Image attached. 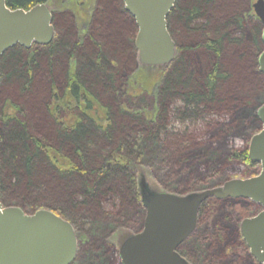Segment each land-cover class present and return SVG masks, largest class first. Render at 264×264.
<instances>
[{"label":"trees","instance_id":"obj_1","mask_svg":"<svg viewBox=\"0 0 264 264\" xmlns=\"http://www.w3.org/2000/svg\"><path fill=\"white\" fill-rule=\"evenodd\" d=\"M46 1L7 4L29 9ZM86 3L95 16L81 37L84 41L72 14L64 12L57 15V36L49 45H17L0 60V200L5 206L27 213L45 206L87 232L99 228L102 220H125L124 208H134L141 228L145 209L136 173L144 166L158 173L166 187L179 183V190H173L179 194L219 186L224 172L237 163L254 166L247 147L225 153V145H215L230 133H249L261 124L256 106L263 100L264 76L257 54L264 43L259 25L246 12L249 0H178L168 18L178 44L177 60L162 72L154 98L152 90L141 98L123 92L125 104L118 86L134 67L137 25L121 0ZM72 60L75 68H70ZM153 83L143 87L153 88ZM82 97L86 106L83 112L77 109L82 112L78 123L54 119L53 110L61 116L65 103ZM177 102L182 106L173 110ZM212 114L230 115L231 122L212 127L207 142L169 132L174 119ZM206 157L213 159L207 158L206 172H200L197 163ZM181 182L187 188L180 190ZM108 199L120 207L119 215L106 210ZM236 201L202 206L201 220L205 214L206 230L212 229L197 235L199 258L211 264L252 263L238 230L230 225L238 217L232 205L248 203Z\"/></svg>","mask_w":264,"mask_h":264},{"label":"water","instance_id":"obj_2","mask_svg":"<svg viewBox=\"0 0 264 264\" xmlns=\"http://www.w3.org/2000/svg\"><path fill=\"white\" fill-rule=\"evenodd\" d=\"M175 4L176 0H125L139 28L136 48L142 66L168 68L174 61L177 46L168 28V16ZM255 10L264 24V0L255 3ZM54 33L49 3L12 9L7 0H0V60L17 45L27 49L35 44L49 45ZM260 66L264 73V51ZM257 114L262 129L251 139L249 157L261 164L258 175L179 194L153 186L141 174L138 182L146 210L144 228L120 237L122 264H190L177 250L194 232L202 203L212 197L247 198L261 206L257 215L242 221L241 232L252 254L264 264V104ZM77 253L78 238L70 221L53 210L27 213L0 200V264H72Z\"/></svg>","mask_w":264,"mask_h":264},{"label":"rangeland","instance_id":"obj_3","mask_svg":"<svg viewBox=\"0 0 264 264\" xmlns=\"http://www.w3.org/2000/svg\"><path fill=\"white\" fill-rule=\"evenodd\" d=\"M95 24H96V17H95V22L92 24V29L96 27ZM87 25H89L88 22H87ZM87 29L90 30V27ZM137 34H136V38H137ZM82 41H84L83 38H82L81 42ZM74 64H75V62H74V60H72V62H70V65H74ZM132 70L134 73L132 72ZM126 71L127 70L125 69V72ZM162 72H163V68L142 66L139 62L138 51H137L135 53V63H134L133 69H131L130 71L127 72L123 83H121L118 86V88L121 89L122 93L123 92L125 93L127 90L130 93H133L134 95H140L139 96L140 98L142 96H144L145 93L152 90L153 91L152 94H154V95L151 94L152 96H150V97L154 98L155 94H156V92H155V90L157 88L156 86L160 84ZM129 80L134 81V86L132 84H129L130 82L128 83ZM151 83L154 84L153 88L143 87V85L147 86V84H151ZM123 97H124L123 98V101H124L123 104H125V101L128 100V97L125 94L123 95ZM263 104H264V96H263V100L260 101L256 106V108H257L256 109V115H257L258 109ZM181 106H182V103L177 102L172 109L176 110V109L180 108ZM257 117H258V115H257ZM258 120H259V122H261L259 117H258ZM173 121L174 122H173L172 126L171 125L169 126V132L171 134H173L174 136L185 135V134L186 135H195L196 140L201 143L203 140H205L206 142L209 140L212 127L213 128H214V126L218 127L223 122L229 124L231 122V118H230V115L212 114V115H206L205 117H202V118L196 119V120L191 119V120H187V121H181V120L178 121V120L174 119ZM243 124H245V122H243ZM261 127H262V122H261L260 126L252 128L249 131V133H248V131L244 132L242 135H240L239 132L230 133L228 135L227 139L222 140L221 142L220 141L218 142V140H216L215 145H217V146H221L222 144H223V146L225 145V149H226L225 153L227 151L230 153L232 151L235 152V151L243 150V149H245V147L250 145L252 137L261 131V129H262ZM245 134H247V135H245ZM173 135H171V136H173ZM219 143H220V145H219ZM207 158L208 157H206L203 161H199L197 163V165H198L197 167H198V170L200 172H204V171L206 172L207 168L205 167V165L208 164L207 160L209 159L211 162V159H213L211 157H209L208 159ZM217 160H218V158L216 159V161ZM214 163L212 162L210 165H212ZM142 170L144 172L141 174L145 175L147 177V179L151 182V184H153V186L156 185L160 189L170 191V192H175L173 190L178 188L177 185L179 183L175 184L173 182H172V184L171 183L168 184L166 187V185H164L160 182L159 177H158L159 174L156 173L155 171L148 169V167L144 166L142 168ZM224 173L226 174V176H225V178L222 179V181L220 182L219 185H222L224 182H227L231 179H247V178H250V177L257 175L256 172H253L252 170L247 169V167L241 163L235 164L234 168L228 169ZM182 178H184V177H182ZM166 182H169V181H166ZM175 182H177V181H175ZM185 185L187 186L188 183L185 184V183L181 182V184L179 185L180 190L187 188ZM203 185H205V184H203ZM203 185L198 186L197 188H200ZM177 190H179V189H177ZM221 201H224V200H221ZM211 202H214V200ZM104 206H105L106 210H112V212L116 215L120 214L117 212L118 210H120V207L112 204V200L110 201L108 199L107 203ZM232 206H233L232 210H234L238 214V217L235 220V222L230 224L231 226H233L234 229L236 228V226H235L236 223L241 224V222H242L241 218H243V220H244L245 218L251 217V215L252 216L255 215L256 212H258V213L260 212L259 210L256 209L255 205H252L249 203H247L245 205L238 204V205H232ZM41 209L51 210L50 208L45 207V206L41 207ZM126 209H127V207L124 208L125 211H123L122 213L127 215L126 216L127 218H130L129 221L123 223V220H120V221H117L115 223L113 221L107 222V221L102 220L101 226L99 228H97L98 230L95 229L91 232L86 231L88 233V235H86L85 232H81V234L83 235L82 239H85V240L82 241L80 246H79V253H78V257H77L75 264H122L119 253L115 249V246H114V245H116V243L115 242L111 243L108 240L109 239L117 240V238L120 239V237L122 235H124V234L126 235L132 231L133 232H135V231L139 232L140 231L139 230L140 229V223H141L140 219L137 218L138 217L137 213L136 212L134 213V211H133L134 208H132V209L130 208L132 211H128ZM136 210H137V208H136ZM126 217H125V220L127 219ZM144 218H145V216H144ZM223 223L224 222H222V224ZM200 224L201 225H200L198 232H196L195 235L189 239V245L186 247V249L183 248V251L187 254V256L190 258L191 261L193 260V261L197 262V264H211L205 260L206 259L205 257L201 256L199 258V256H198V251H199L198 249H199L200 243L197 242V239H198L197 235H200V237H201L204 234L206 235L208 233V231L210 229H212V227L209 226L208 230H206L208 225H207V220H206L205 214H204V217L202 218ZM138 232H136V233H138ZM89 238H90V240H89ZM87 240H89V241H87ZM104 240H106V244H104ZM107 247H108V249L106 250ZM199 259H200V262H199ZM92 261H94V263Z\"/></svg>","mask_w":264,"mask_h":264},{"label":"flooded vegetation","instance_id":"obj_4","mask_svg":"<svg viewBox=\"0 0 264 264\" xmlns=\"http://www.w3.org/2000/svg\"><path fill=\"white\" fill-rule=\"evenodd\" d=\"M178 0H176V3H177ZM258 0H249V6L247 8V11L249 13V16L251 17V20L256 24V25H259V39L261 41V43H264V40H263V32H264V24L261 20V18L257 15L256 13V10H255V3L257 2ZM47 3H49V5L51 6V10H52V23L54 25V28H55V33H54V38L53 40L56 39V36H57V29H56V25H57V15L58 14H61V13H64V12H69L72 14L73 16V19H74V22H75V25L77 26V31H78V35L80 36V40L82 39L81 37H83V35H86V29L89 27L87 25V22H89L90 19L93 20V17L95 16V12H92L90 11L91 9V6L90 4L88 5L86 3V0H47L46 1ZM121 3H122V6H123V9L128 13V15L130 16L132 22L134 23V25H137V22H136V19L135 17L126 9V5H125V0H121ZM88 5V6H87ZM76 6H79V9L76 10ZM176 6V4H175ZM175 8V7H174ZM172 12V11H171ZM88 13H91L92 17L89 18L87 17V14ZM171 14V13H170ZM169 18V16H168ZM136 27V26H135ZM168 28H169V21H168ZM138 25H137V30L135 29L134 30V34H133V44L135 45L136 47V34L138 33ZM170 31V30H169ZM137 32V33H136ZM136 33V34H135ZM171 34V32H170ZM172 36V34H171ZM173 38V37H172ZM174 40V38H173ZM175 41V40H174ZM176 43V46H177V53H176V57L174 59V61L169 65L168 68H170V66L177 60V57L179 56V52H178V44L177 42L175 41ZM36 45V44H35ZM137 50V48H136ZM138 51V50H137ZM263 49H261L258 54H257V68H258V71L264 76V73L261 71V66H260V56L261 54L263 53ZM75 64L74 65H70V68L73 66L74 68L76 67V61H74ZM73 68V69H74ZM167 67L163 68V72H166V70H168ZM130 81V80H129ZM128 81V83H129ZM132 85L133 84V81L131 83ZM64 88H69L68 84L64 87ZM67 92V89L65 90ZM126 95H134L133 93H130L129 91L126 90ZM55 100H54V95H52V100L51 102L53 103ZM86 106V100L84 99V97L81 98V100H79L78 102H75V103H72L70 104L69 102L65 103L63 106H62V115L60 116V113L58 114L56 110H53V117L54 119L62 122V123H65L67 125H71L73 123H78L80 120H81V113L83 112V107L85 108ZM77 109L81 110L82 109V112L79 113L77 111ZM85 111V110H84ZM58 114V115H57ZM262 122V121H261ZM247 149H248V153H249V145L247 146ZM252 162V161H251ZM252 164H254V166H249V165H246L244 164L247 169H251L253 172H256L257 175L261 172V169H262V166L260 163H255V162H252ZM144 171L143 170H137V173H136V176H137V179L138 181L140 180L141 178V173H143ZM225 183V182H224ZM223 183V184H224ZM222 184V185H223ZM137 186H138V191H139V182L137 183ZM220 186V185H219ZM140 194V193H139ZM141 199V197H140ZM227 199H232V200H246L249 204H253V205H256L258 206V208L261 210V206L259 204H257L256 202L250 200V199H247V198H225V199H217V198H209L207 199L205 202L202 203L201 207H200V210H199V215H198V221H197V226L194 230V232L190 235V237L188 239H186V241H184L179 247H178V252L185 258L189 261L190 264H197V262L195 261H191L190 258L188 256H185L183 255L184 254V251H183V248L186 249V247L189 245V239L195 235L196 232H198L199 228H200V222H201V217H200V211H201V208L202 206L208 202V201H221V200H227ZM141 202H142V199H141ZM143 205V203H142ZM144 208V206H143ZM145 209V208H144ZM259 210V211H260ZM257 215V214H255ZM253 215V216H255ZM251 215V217H253ZM145 218H146V210H145ZM145 218H144V222H145ZM249 218V217H248ZM122 220V219H121ZM241 220L243 221V218H241ZM120 221V220H119ZM127 221L123 220V223H125ZM144 222H143V226L139 229L141 232L144 228ZM242 224V222H241ZM241 224H238L236 223L235 226H236V229L238 230L239 232V235L241 236L242 240H243V243L245 245V247L247 248L248 250V253L249 255L251 256L252 258V263L251 264H261L257 259L256 257L252 254V251L250 249V247L248 246L246 240L244 239L243 235H242V232H241ZM72 225L74 226L75 228V231H76V234H77V238H78V253H79V246L81 244L82 241H84L85 239H82L83 235L81 234V232H85L86 235H88V233L83 229V230H79L75 227V225L72 223ZM133 232V231H132ZM138 231H135L134 233H136ZM138 232V233H139ZM90 240V238H89ZM87 240V241H89ZM109 242H115L116 245L115 246V249L118 251L119 253V246H118V243H119V238H117V240H113V239H109L108 240ZM104 244H106V240H104ZM113 246V245H112ZM108 249V247L106 248V250ZM78 253H77V256H76V259L75 261L72 263V264H75L76 260H77V257H78ZM120 256V255H119ZM121 259V258H120ZM94 263V261H92ZM122 263V262H121Z\"/></svg>","mask_w":264,"mask_h":264}]
</instances>
